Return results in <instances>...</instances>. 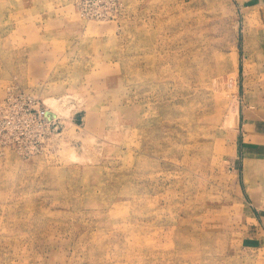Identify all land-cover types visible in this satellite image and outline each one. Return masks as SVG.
Returning <instances> with one entry per match:
<instances>
[{"label":"rangeland","instance_id":"1","mask_svg":"<svg viewBox=\"0 0 264 264\" xmlns=\"http://www.w3.org/2000/svg\"><path fill=\"white\" fill-rule=\"evenodd\" d=\"M263 1L0 0V264H264Z\"/></svg>","mask_w":264,"mask_h":264},{"label":"built area","instance_id":"2","mask_svg":"<svg viewBox=\"0 0 264 264\" xmlns=\"http://www.w3.org/2000/svg\"><path fill=\"white\" fill-rule=\"evenodd\" d=\"M24 100V99H23ZM11 102H15V103H18V104H6V105H3V106H0V112H3L4 113V117H5V120H4V128L6 127H10L13 125L14 121H15V116L13 115V110L15 107H19L21 110H20V114L21 116L23 117H26L27 115H30L32 116L35 112H32L31 111V101L30 100H24L23 102H20L17 100V98H12L10 99ZM17 129L20 131L21 129V126L20 124L16 126Z\"/></svg>","mask_w":264,"mask_h":264},{"label":"bare ground","instance_id":"3","mask_svg":"<svg viewBox=\"0 0 264 264\" xmlns=\"http://www.w3.org/2000/svg\"><path fill=\"white\" fill-rule=\"evenodd\" d=\"M50 100H51V99H50ZM52 100H53V98H52ZM52 100H51V101H52ZM54 102H55V101H54ZM49 104H50V103H49ZM234 118H236V121H237V119H238V113H237V112L234 114ZM260 153H261V155L259 156V158L264 157V151H261ZM263 173H264V169H263ZM259 176H260V178L262 179V182H261V184H262L261 189L264 190V177H262V175H259Z\"/></svg>","mask_w":264,"mask_h":264},{"label":"crops","instance_id":"4","mask_svg":"<svg viewBox=\"0 0 264 264\" xmlns=\"http://www.w3.org/2000/svg\"><path fill=\"white\" fill-rule=\"evenodd\" d=\"M264 2V1H263ZM260 62V61H259ZM250 117V116H249Z\"/></svg>","mask_w":264,"mask_h":264}]
</instances>
